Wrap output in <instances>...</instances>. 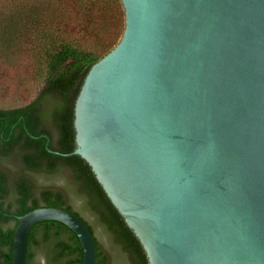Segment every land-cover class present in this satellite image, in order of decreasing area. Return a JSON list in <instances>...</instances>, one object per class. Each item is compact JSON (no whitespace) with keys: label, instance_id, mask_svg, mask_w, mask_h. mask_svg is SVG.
<instances>
[{"label":"water","instance_id":"95a60500","mask_svg":"<svg viewBox=\"0 0 264 264\" xmlns=\"http://www.w3.org/2000/svg\"><path fill=\"white\" fill-rule=\"evenodd\" d=\"M120 2L122 35L87 72L61 155L88 163L148 264H264V0ZM15 218L11 264L43 221L97 264L72 211Z\"/></svg>","mask_w":264,"mask_h":264},{"label":"trees","instance_id":"16d2710c","mask_svg":"<svg viewBox=\"0 0 264 264\" xmlns=\"http://www.w3.org/2000/svg\"><path fill=\"white\" fill-rule=\"evenodd\" d=\"M70 14L82 16V22H72ZM123 29L120 0H19L0 13V68L15 73V89L0 83V264H11L15 217L38 207L78 215L94 237L97 264H111L110 257L81 212L104 228L129 264H148L141 243L88 163L79 155H61L76 146L74 104L84 78ZM42 135L60 154L47 151ZM35 174L54 176L62 184L39 187ZM39 256L43 264H81L82 250L68 227L43 221L30 229L25 264H41Z\"/></svg>","mask_w":264,"mask_h":264},{"label":"rangeland","instance_id":"374dc122","mask_svg":"<svg viewBox=\"0 0 264 264\" xmlns=\"http://www.w3.org/2000/svg\"><path fill=\"white\" fill-rule=\"evenodd\" d=\"M19 0H0V13H5L11 9V7H15V3ZM43 1V0H41ZM67 1V0H66ZM70 18L72 22L78 23L82 22V16L76 17L72 14H70ZM119 41V40H118ZM24 76L26 74L23 72ZM15 73L12 72L9 68L1 67L0 68V83L8 84L10 87L14 88V85L12 83V78H14ZM5 166H8L11 170H13V167L9 164H5ZM35 180L37 181V185L40 186H59L61 185V181L54 177V176H46L44 174H35L34 175ZM70 201L72 202L75 209L80 211L79 202L74 199V197H69ZM84 219L93 227L94 235L97 238V241L99 245L101 246V249L105 251L108 256L110 257L111 264H129L128 260L126 259L125 254L121 251V249L116 246L110 239L109 235L106 233L104 228L95 222L94 218L90 216L87 213L81 212ZM38 261L43 264L42 257H38Z\"/></svg>","mask_w":264,"mask_h":264},{"label":"flooded vegetation","instance_id":"af4514ba","mask_svg":"<svg viewBox=\"0 0 264 264\" xmlns=\"http://www.w3.org/2000/svg\"><path fill=\"white\" fill-rule=\"evenodd\" d=\"M40 187H56V186H48V185H46V186H40Z\"/></svg>","mask_w":264,"mask_h":264}]
</instances>
